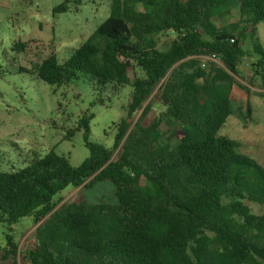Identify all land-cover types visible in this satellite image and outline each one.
Listing matches in <instances>:
<instances>
[{"label": "trees", "instance_id": "obj_1", "mask_svg": "<svg viewBox=\"0 0 264 264\" xmlns=\"http://www.w3.org/2000/svg\"><path fill=\"white\" fill-rule=\"evenodd\" d=\"M71 1L53 13L66 12ZM111 2L109 16L67 60L50 55L32 70L58 87L80 74L131 86L113 146L89 140L93 115L84 116L65 136L85 130L90 153L80 165L50 150L22 168L0 170V222L31 217L38 224L27 264H264V212L246 203L264 205V165L220 133L232 114L246 39L261 56L254 66L264 84L258 33L264 0ZM234 9L235 21L214 22ZM169 33L176 37L162 48L160 38ZM33 42L19 39L14 49L26 51ZM200 55L219 57L224 67L212 63L207 70L195 58ZM155 104L160 111L151 116ZM103 181L114 184L117 202L56 208L54 198L65 187ZM6 240L0 251L14 257L17 244L11 234Z\"/></svg>", "mask_w": 264, "mask_h": 264}, {"label": "rangeland", "instance_id": "obj_2", "mask_svg": "<svg viewBox=\"0 0 264 264\" xmlns=\"http://www.w3.org/2000/svg\"><path fill=\"white\" fill-rule=\"evenodd\" d=\"M63 0H0V170L14 171L30 164L35 157H43L50 150L80 165L89 156L82 128L73 131L84 116L89 121V140L107 148L114 144L118 123L126 116L131 86L115 83L100 84L90 75L80 77L68 86L50 85L38 78L32 69L35 63L54 55L59 63L73 52L109 16L111 0H72L66 12L53 13ZM238 18L236 9L231 15L217 16V25L228 24ZM260 44L264 50V23L259 25ZM175 34L161 36L160 45L167 48ZM33 40L26 51L14 49L17 40ZM248 51L240 59L236 84L231 93L232 114L220 133L240 143L241 150L264 165V84L254 64L261 57L255 53L250 39L243 44ZM207 70L212 63L224 67L219 57L196 56ZM136 75L145 72L136 68ZM248 89L249 94L240 86ZM158 85L153 93L159 92ZM250 101V109L247 107ZM151 116L160 111L155 104ZM139 113L129 118L131 130ZM116 150L112 160L118 156ZM56 208L71 202H117L111 181L97 182L92 187H65L54 198ZM256 213L264 212V205L246 201ZM31 217L17 223L0 222V242L8 247L6 236L11 234L17 244V254L4 258L0 264H27L29 252L37 245L36 227Z\"/></svg>", "mask_w": 264, "mask_h": 264}]
</instances>
